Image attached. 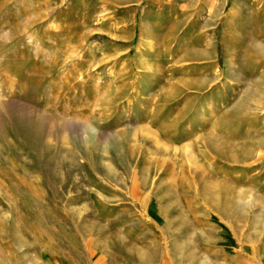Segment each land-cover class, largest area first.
<instances>
[{
	"label": "rangeland",
	"instance_id": "rangeland-1",
	"mask_svg": "<svg viewBox=\"0 0 264 264\" xmlns=\"http://www.w3.org/2000/svg\"><path fill=\"white\" fill-rule=\"evenodd\" d=\"M113 9L0 0V264H264L256 84L142 75Z\"/></svg>",
	"mask_w": 264,
	"mask_h": 264
},
{
	"label": "crops",
	"instance_id": "crops-1",
	"mask_svg": "<svg viewBox=\"0 0 264 264\" xmlns=\"http://www.w3.org/2000/svg\"><path fill=\"white\" fill-rule=\"evenodd\" d=\"M111 1L114 9L120 7L117 16L111 11L113 59L128 53L135 68L145 71L142 75L174 77L169 86L182 94L195 93V84L202 81L210 93L207 104L221 103L211 96L213 84L232 87L252 81L258 85L256 100L263 101L264 0ZM217 46L225 50L221 65ZM249 49L256 50L254 60L260 61L254 74L245 73L244 62L254 57Z\"/></svg>",
	"mask_w": 264,
	"mask_h": 264
}]
</instances>
